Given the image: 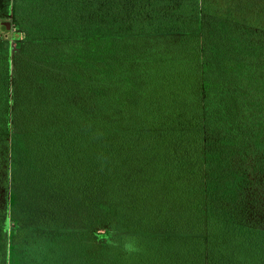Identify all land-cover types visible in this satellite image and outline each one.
<instances>
[{
  "label": "trees",
  "instance_id": "obj_1",
  "mask_svg": "<svg viewBox=\"0 0 264 264\" xmlns=\"http://www.w3.org/2000/svg\"><path fill=\"white\" fill-rule=\"evenodd\" d=\"M1 17L0 264H264V0Z\"/></svg>",
  "mask_w": 264,
  "mask_h": 264
},
{
  "label": "rangeland",
  "instance_id": "obj_2",
  "mask_svg": "<svg viewBox=\"0 0 264 264\" xmlns=\"http://www.w3.org/2000/svg\"><path fill=\"white\" fill-rule=\"evenodd\" d=\"M6 20L11 21L12 28L10 30H8V31H0V39L2 40V42H5L7 49L10 52H13V51H15V49L17 48V46H19V43H20L21 40L18 41V40H14L12 38V34L16 31V28H15V26L13 24V20H12L11 17H1L0 18V23L2 21H6ZM15 37L17 38V36H15ZM13 229H14V222L13 221H10V224H9V231H10V233L12 232ZM262 243H261V245L264 246V244H262ZM262 251L264 252V247H262Z\"/></svg>",
  "mask_w": 264,
  "mask_h": 264
},
{
  "label": "water",
  "instance_id": "obj_3",
  "mask_svg": "<svg viewBox=\"0 0 264 264\" xmlns=\"http://www.w3.org/2000/svg\"><path fill=\"white\" fill-rule=\"evenodd\" d=\"M1 28H2V30H4V31H8V30H10V29L12 28V23H11V21H9V20L2 21V22H1Z\"/></svg>",
  "mask_w": 264,
  "mask_h": 264
}]
</instances>
